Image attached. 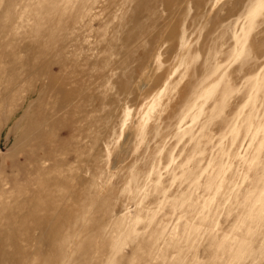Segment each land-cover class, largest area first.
<instances>
[{"label":"rangeland","instance_id":"374dc122","mask_svg":"<svg viewBox=\"0 0 264 264\" xmlns=\"http://www.w3.org/2000/svg\"><path fill=\"white\" fill-rule=\"evenodd\" d=\"M0 264H264V0H0Z\"/></svg>","mask_w":264,"mask_h":264},{"label":"bare ground","instance_id":"6f19581e","mask_svg":"<svg viewBox=\"0 0 264 264\" xmlns=\"http://www.w3.org/2000/svg\"><path fill=\"white\" fill-rule=\"evenodd\" d=\"M40 125H41V123L40 124H38V126L36 127V128H38V127H40ZM19 131V130H18ZM29 131V130H28ZM27 136H29L28 138H31L32 140L33 139H36L37 137H36V134L35 133H33V131H31V132H29L28 133V135ZM55 137V136H54ZM73 193V192H72ZM11 194V193H10ZM24 207L21 205H19L18 204V206H14V205H10L9 206V210H10V215H13V212H15V213H17V215H20V216H22V213L24 212V209H23ZM8 230H9V232L8 233H12L13 234V232H15V230H16V225L14 226V225H12L11 226V228H8ZM78 233V232H77ZM37 238H38V236H37ZM35 241H37L38 239H34ZM27 255H25V257H26ZM15 260V259H14ZM15 261H17V260H15ZM26 263V262H25Z\"/></svg>","mask_w":264,"mask_h":264}]
</instances>
